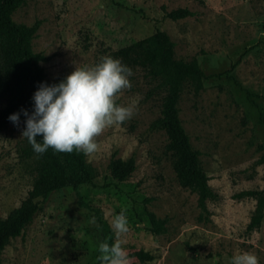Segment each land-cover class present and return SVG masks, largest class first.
Segmentation results:
<instances>
[{
	"label": "rangeland",
	"instance_id": "obj_1",
	"mask_svg": "<svg viewBox=\"0 0 264 264\" xmlns=\"http://www.w3.org/2000/svg\"><path fill=\"white\" fill-rule=\"evenodd\" d=\"M180 8L197 16L166 18V12ZM12 17L28 27L41 22L33 50L48 58L42 66L49 81L158 30L167 33L176 58L196 59L206 75L199 94L185 84L178 107L218 197L207 204L209 218L200 220L198 196L179 184L166 134L152 128L165 91L137 69L131 87L116 98L123 106L136 101L134 115L106 127L96 138L98 150L86 155L98 174L93 184L80 186V197L72 188L53 193L24 235L6 246L2 264H101L98 246L114 242L111 220L122 210L129 231L120 239L130 264H231L241 251L264 264V220L258 230H247L257 201L235 198L246 190L264 191V126L226 74L238 63L232 74L264 96V0H25ZM258 103L264 113V100ZM25 119L0 131V220L21 205L36 177L34 160L22 155L28 143L22 136ZM114 155L136 160V170L124 182L108 179ZM79 198L100 209L105 233ZM150 212L168 220L165 234L148 230ZM140 251L152 259L130 256Z\"/></svg>",
	"mask_w": 264,
	"mask_h": 264
},
{
	"label": "trees",
	"instance_id": "obj_2",
	"mask_svg": "<svg viewBox=\"0 0 264 264\" xmlns=\"http://www.w3.org/2000/svg\"><path fill=\"white\" fill-rule=\"evenodd\" d=\"M24 3L25 0H0V98L5 101V106L0 108V131L13 124L8 119L11 114L20 112L21 109L31 111L33 107L31 98L40 82L51 84L60 81H49L46 78L42 63L47 62L48 58L33 50V40L41 22L36 21L34 25L28 27L13 20L14 12ZM165 16L170 20L179 21L196 17L197 13L180 8L166 12ZM107 56L121 59L132 72L137 69L143 70L146 76L157 80L165 91L161 115L153 122L152 128L166 134L168 138L166 149L172 156V165L179 184L182 188L197 194L198 207L202 211L200 220H207L210 214L207 204L217 199L218 195L209 184L210 178L202 166L201 154L192 146L178 107L186 83L190 84L195 94H199L203 89L206 75L198 61L177 59L175 43L161 30L150 37L110 52ZM237 65L238 63L234 64L226 73L229 74L228 79L243 93L245 100L258 110L259 121L264 126V113L258 103L259 99L264 100V96L241 85L232 74ZM22 116L21 114L20 118ZM41 140L42 136H38L37 141ZM22 155L26 159L34 160L36 177L32 189L21 205L5 219L0 220V264L6 246L12 239L24 235L25 230L33 223L53 193L72 188L80 197L79 187L92 185L98 176L96 169L87 162L86 155L81 152H56L49 148L44 154H37L28 142L22 150ZM109 170L108 179L124 182L136 170V160L134 157L122 160L114 155ZM235 198H252L257 201L247 230L249 232L258 230L264 220V191L246 190L236 194ZM79 205L94 213L98 225L105 233L106 227L100 209L83 203L80 198ZM148 219L150 223L148 230L153 235H163L167 232L166 218H158L150 212ZM130 256H136L143 261L152 259L142 251Z\"/></svg>",
	"mask_w": 264,
	"mask_h": 264
},
{
	"label": "clouds",
	"instance_id": "obj_3",
	"mask_svg": "<svg viewBox=\"0 0 264 264\" xmlns=\"http://www.w3.org/2000/svg\"><path fill=\"white\" fill-rule=\"evenodd\" d=\"M132 75V69L121 59L101 57L92 66L75 67L58 83L40 82L31 98V111L21 109L8 119L19 125L21 114L26 118L22 136L37 154H44L49 148L93 154L98 150L96 138L106 127L121 124L134 115L136 101L127 106L116 102L117 95L131 87ZM38 136H42L40 142ZM128 223L123 210L112 217L116 239L111 244H99L101 264H130L128 250L120 239L129 231ZM231 264H259V258L250 251H241L233 255Z\"/></svg>",
	"mask_w": 264,
	"mask_h": 264
}]
</instances>
